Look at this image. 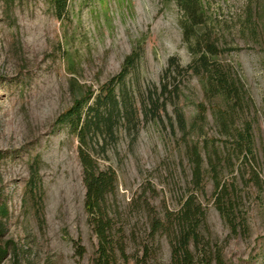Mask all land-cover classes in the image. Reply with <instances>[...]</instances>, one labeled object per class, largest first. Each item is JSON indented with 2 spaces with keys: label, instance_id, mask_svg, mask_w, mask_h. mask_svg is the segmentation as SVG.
<instances>
[{
  "label": "rangeland",
  "instance_id": "1",
  "mask_svg": "<svg viewBox=\"0 0 264 264\" xmlns=\"http://www.w3.org/2000/svg\"><path fill=\"white\" fill-rule=\"evenodd\" d=\"M257 11L258 35L248 0H0L1 264H95L73 125L135 55L124 80L133 121L89 138L98 167L117 175L107 199L117 264H170V234L151 219L192 196L204 212L191 244L198 264H264V0ZM223 76L238 104L218 91ZM163 83L177 96L148 97ZM217 184L236 204L235 232L217 210Z\"/></svg>",
  "mask_w": 264,
  "mask_h": 264
},
{
  "label": "trees",
  "instance_id": "2",
  "mask_svg": "<svg viewBox=\"0 0 264 264\" xmlns=\"http://www.w3.org/2000/svg\"><path fill=\"white\" fill-rule=\"evenodd\" d=\"M260 2L261 0H248V22L250 23L251 21L253 31L257 35L256 12L258 13L257 10ZM137 60L138 55L132 57L120 73L106 83V86L103 88L104 91L93 96V105L88 103L79 110L80 112L77 113L79 120L73 125L74 132L80 142L79 158L83 166V180L86 188L85 211L89 223L98 238L95 264H117L116 250L120 255H123L124 252L122 248L119 249L116 246L113 240L112 232L114 224L107 213L109 208L107 199L109 196L114 195L117 190V175L113 169L101 170L98 167L95 157L89 150V138L95 133L96 129L101 127V124L105 125V128L111 132L114 123L120 117H125L130 122L133 121L131 96L124 87V80ZM179 69L177 60L170 58L168 61V71H178ZM186 69L194 71L192 66ZM221 78L223 81L218 83V91L224 93L226 97H230L234 103L238 104L242 100V96L239 94L236 86L234 83L229 82L226 76ZM117 86H120L118 92L115 91ZM177 91V86L173 87L171 91L169 83H163L159 93H149L148 97H157L156 100L160 98L165 100L168 97L177 96ZM150 102L153 104V107L151 108V105H149L148 112L154 113V110H158V102ZM100 108H107L108 114L101 116L98 111ZM173 118L177 127L180 130L184 129L186 121L180 109L175 110ZM169 120L172 119L169 118ZM222 124L225 126V122ZM189 157L191 160L192 180L197 186H200L202 181V159L197 146H190ZM216 186V195L218 194L217 210L226 218L232 232H235L238 226L232 219V212L236 211V204L231 199H228L229 194H226L227 191L225 189L222 190L219 184ZM203 219L204 212L201 206L195 203L193 196L182 204L181 209L177 213H168L163 222L159 221L156 217L151 219L150 225L152 231L157 232L161 230L164 233L170 234V264H198L197 261L200 259L191 250V244L197 245L199 242L198 228ZM3 231L4 227L0 221V236ZM5 256L6 251L0 247V264ZM216 259L219 260V257L216 256ZM137 264L142 263L138 262Z\"/></svg>",
  "mask_w": 264,
  "mask_h": 264
}]
</instances>
